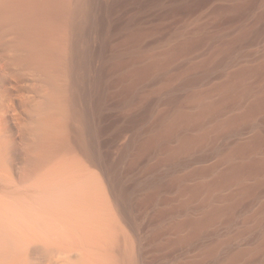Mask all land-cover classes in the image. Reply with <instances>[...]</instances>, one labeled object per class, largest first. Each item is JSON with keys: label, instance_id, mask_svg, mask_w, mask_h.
I'll return each instance as SVG.
<instances>
[{"label": "bare ground", "instance_id": "obj_1", "mask_svg": "<svg viewBox=\"0 0 264 264\" xmlns=\"http://www.w3.org/2000/svg\"><path fill=\"white\" fill-rule=\"evenodd\" d=\"M0 128V264H264V0H0Z\"/></svg>", "mask_w": 264, "mask_h": 264}, {"label": "rangeland", "instance_id": "obj_2", "mask_svg": "<svg viewBox=\"0 0 264 264\" xmlns=\"http://www.w3.org/2000/svg\"><path fill=\"white\" fill-rule=\"evenodd\" d=\"M0 130H1V128H0ZM123 140V139H122Z\"/></svg>", "mask_w": 264, "mask_h": 264}]
</instances>
